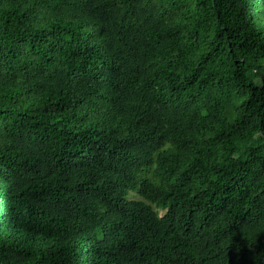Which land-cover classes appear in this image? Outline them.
<instances>
[{
    "label": "trees",
    "instance_id": "trees-1",
    "mask_svg": "<svg viewBox=\"0 0 264 264\" xmlns=\"http://www.w3.org/2000/svg\"><path fill=\"white\" fill-rule=\"evenodd\" d=\"M0 264H264V0H0Z\"/></svg>",
    "mask_w": 264,
    "mask_h": 264
},
{
    "label": "rangeland",
    "instance_id": "rangeland-1",
    "mask_svg": "<svg viewBox=\"0 0 264 264\" xmlns=\"http://www.w3.org/2000/svg\"><path fill=\"white\" fill-rule=\"evenodd\" d=\"M161 214L163 215L164 213L162 212Z\"/></svg>",
    "mask_w": 264,
    "mask_h": 264
}]
</instances>
